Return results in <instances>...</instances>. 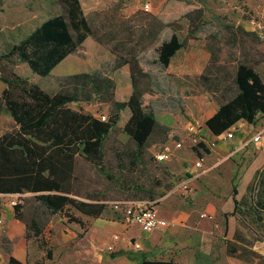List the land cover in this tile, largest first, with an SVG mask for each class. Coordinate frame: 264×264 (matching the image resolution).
Wrapping results in <instances>:
<instances>
[{"label": "rangeland", "instance_id": "rangeland-1", "mask_svg": "<svg viewBox=\"0 0 264 264\" xmlns=\"http://www.w3.org/2000/svg\"><path fill=\"white\" fill-rule=\"evenodd\" d=\"M146 1L150 5L149 11L143 9ZM80 3L90 25L100 34L111 31L116 37L112 41L104 38L103 44L87 37L48 77L33 74L25 64L15 67L19 75L47 93L56 92L59 79L65 75L101 72L115 79L116 97L126 101L132 92L128 67L112 71L115 54L111 47L126 40L127 27L132 30V38L138 40L145 24L140 15L148 12L166 23L177 21L178 34L185 39L189 22L184 15L201 10L200 19L195 21L198 30L187 38L184 48L169 67L157 62L156 48L171 37L172 28L161 30L152 45L145 47L146 38L138 45L139 61L149 75L148 81L143 83L150 90L149 106L159 121L170 126L168 132L155 130L149 139L146 164L140 166L136 174L126 175L127 181L136 178L151 193L112 184L88 163L78 161L76 173L81 190L97 191L106 198V209L101 218L86 220L82 229L69 223L67 218V215L82 218L78 211L70 209L65 212L67 214H51L33 195L23 193L17 196V205L22 207L21 213L29 223L34 219L37 224L35 227L30 225L28 232L11 242L4 240L5 224H0V264H8L9 252L27 264H138L142 258L171 260L179 264H264V226L246 205L240 204L234 209V199L239 202L243 196L255 195L247 191L255 174L258 179L264 177V119H259L256 125L245 124V131L237 130L231 141L214 139L205 121L217 110L216 100L221 94L215 96L204 87L192 89L180 83L186 75L225 71L232 75L238 62L252 65L264 81V28L261 32L256 31L257 36L238 30L243 27L246 32L253 31L249 25L251 18L260 21L264 27V0H80ZM60 13L57 0H0V52L24 38L44 20ZM192 18L197 15L193 14ZM3 87L0 82V94ZM85 107L96 116L107 110V106L95 102ZM128 118L129 112H123L109 138L107 165H115L110 148L119 147L118 141L127 139L123 126ZM191 125L201 130L208 152L200 149L198 155L194 150L195 145L187 137ZM13 127L11 118L0 116V135ZM259 131L262 141L246 142L245 135L250 138ZM177 142L182 144L179 151L171 146ZM165 146L174 152L172 159L158 160L157 155ZM197 161L202 163L201 169L195 167ZM111 173L119 176L117 170ZM185 181L189 185L187 192L179 187ZM233 184L237 189L235 197ZM150 196H154L153 200L148 199ZM130 198L155 207L158 213L166 211V219L171 226H176L157 234L155 243L145 237L136 238L141 234L140 230L126 227L112 207L113 202ZM5 203V199L0 198V218L4 221L7 209L14 215V207L8 208ZM179 214L183 215L180 219L176 218ZM115 222L122 230H115L104 238L97 233L87 234L94 223L102 224L106 229ZM37 229L41 231L38 236ZM236 231L246 238V244L237 240ZM130 234L136 237L128 236ZM115 235L118 240H113ZM136 242L140 243L139 248L134 246ZM235 243L238 248L234 253L232 244Z\"/></svg>", "mask_w": 264, "mask_h": 264}, {"label": "trees", "instance_id": "trees-1", "mask_svg": "<svg viewBox=\"0 0 264 264\" xmlns=\"http://www.w3.org/2000/svg\"><path fill=\"white\" fill-rule=\"evenodd\" d=\"M61 13L44 20L32 32L0 52V82L5 86L0 94V116L11 117L14 127L0 136V194L31 193L33 198L51 214L74 209L89 217H101L106 209V198L97 191L87 193L81 190L76 173L78 161L88 163L101 177L112 184H123L127 190L134 189L151 193L138 183L136 178L126 180V175L136 174L137 169L146 164L145 156L150 147L149 139L156 129L168 132L149 106V91L144 84L149 75L138 57V45L147 39L152 45L166 27L173 33L157 48V62L167 68L172 59L184 48L187 38L198 30L195 21L200 19L201 10L188 12V37L181 39L177 21L163 22L151 13H143L144 31L138 40L132 38V30L125 41L111 47L115 54L112 71L127 66L132 92L126 101L116 97L115 79L101 72H80L68 74L58 81L54 93L43 91L37 84L29 82L15 71L18 64H25L31 72L40 77H48L69 55L73 54L87 37L100 44L104 38L112 41L113 32L99 33L88 22L80 0H57ZM193 14L197 18H192ZM241 32L257 36L255 31ZM146 32V34H145ZM131 42L133 45H131ZM186 78V79H185ZM180 80L182 85L192 89L204 87L206 92L217 96V110L206 121L205 126L213 137L220 136L239 123L256 125L264 119V81L255 68L245 62H238L234 72L220 74L186 75ZM191 95V94H190ZM107 106L106 113L99 117L85 108L90 103ZM74 105V106H73ZM129 118L123 126L125 142L110 149L115 165H107V143L117 128L123 112ZM106 115V116H105ZM105 116V120L100 117ZM237 131H234L236 133ZM208 152L205 144L198 143L194 150ZM112 170L119 171L116 177ZM256 173L247 186L253 197L243 196L238 205H246L264 226V177L258 179ZM233 197L237 195L236 185L232 186ZM77 198H82L80 200ZM154 196L148 197L153 200ZM125 201H139L125 199ZM116 202V201H115ZM21 206L14 207V218L26 225L35 227L36 220L29 223L21 213ZM242 209V208H241ZM242 212L244 213L245 210ZM67 214V213H65ZM69 223L85 228V222L74 215H67ZM41 233L36 230V236ZM237 240L246 244V238L235 232ZM5 241L6 238H4ZM238 246L232 244L235 253ZM8 264H27L14 258L9 252ZM138 264H179L171 260L142 258Z\"/></svg>", "mask_w": 264, "mask_h": 264}, {"label": "built area", "instance_id": "built-area-1", "mask_svg": "<svg viewBox=\"0 0 264 264\" xmlns=\"http://www.w3.org/2000/svg\"><path fill=\"white\" fill-rule=\"evenodd\" d=\"M143 9L145 11H149L150 9V5L149 3L146 1L143 4ZM249 25L250 27L253 29V31H259L261 32L263 30V26L260 23V21H258L255 18H251L249 20ZM102 120H105V116L100 117ZM238 126H236L235 128H232L230 131L214 137V139H219V138H224L226 140H232L234 137V131H237ZM187 137H189V139L191 140V142L193 143V145H197L198 143H203L204 139L202 138V133L201 130H199L198 128H196L195 126L191 125L188 128L187 131ZM246 142H260L262 141V133L258 132L255 135H253L250 138H246ZM214 143V142H213ZM174 146L176 149H180L182 148V144L181 142H177L174 143ZM170 148L168 146L164 147V150L159 153L157 155V159L158 160H167L169 155H170ZM195 167L201 169L203 167L202 163L200 161H197L195 163ZM188 183L187 181L182 182L180 184L179 187H181L183 189L184 192H187L188 190ZM6 204L9 207H15L17 206V196H14V198H9L6 201ZM112 207L114 209V211L120 215L124 221V223L128 226H136L138 227L142 232L144 233H151L153 231L156 230H160V229H165L167 228L170 223L160 217V215L158 214V211L156 210L155 207H149L147 206V204L145 202H141V201H116L112 203ZM0 224H2V219L0 218ZM117 237H115L116 239ZM136 248H139V244H135L134 245ZM109 249H112L111 247H109Z\"/></svg>", "mask_w": 264, "mask_h": 264}, {"label": "crops", "instance_id": "crops-1", "mask_svg": "<svg viewBox=\"0 0 264 264\" xmlns=\"http://www.w3.org/2000/svg\"><path fill=\"white\" fill-rule=\"evenodd\" d=\"M173 60V59H172ZM172 62V61H171ZM4 86V85H3ZM5 87V86H4ZM4 87H3V89H4ZM2 89V90H3ZM2 92V91H1ZM86 108V107H85ZM98 113V112H97ZM2 115H7V114H2ZM94 115L96 116L97 114H95L94 113ZM9 118H11L9 115H7ZM100 115H98L97 117H99ZM12 120V119H11ZM162 124H164L165 126H167V127H170L169 125H167L166 123H164V122H162V121H160ZM238 131H241V132H244L245 131V123H239L238 125ZM259 132H261V131H259ZM2 135V134H1ZM0 135V136H1ZM188 135V134H187ZM252 137V136H251ZM247 138V135H245L244 136V139H246ZM228 141H231V140H228ZM206 143V141H204L203 142V144H205ZM171 146H173V147H175L174 145H171ZM169 147V146H168ZM206 147V146H205ZM170 148V147H169ZM207 148V147H206ZM170 150H171V148H170ZM180 149H176L175 148V151H179ZM173 151H171L170 152V155H169V157H168V159L167 160H171L172 159V155H173ZM23 193H19V194H0V198H4L5 199V201H7L9 198H12V197H14L15 195L16 196H19V195H22ZM25 194H31V193H28V192H25ZM32 195V194H31ZM77 199H80V200H84V199H82V198H77ZM5 206H7L8 208H9V206L5 203ZM80 213V212H79ZM81 214V213H80ZM159 215H160V217H162V218H164V219H166V217H165V215H166V211H162V210H160V213H158ZM82 215V220L84 221V222H86V220H97L98 218H101V217H96V218H93V217H89V216H86V215H83V214H81ZM183 215L182 214H179V217H176V218H178V219H180V217H182ZM3 217H5V221H4V218L2 219V223L3 224H5L4 226H5V231H4V234H5V238H6V240L7 241H12L13 239H15V238H18V237H20V236H22V234L26 231L27 232V229H26V225L23 223V222H21V221H19V220H17V219H15L14 218V215H12V212L10 211V209H7V211H6V216H4L3 215ZM78 217V216H77ZM80 218V217H79ZM167 220V219H166ZM169 223H170V221L169 220H167ZM174 221V220H173ZM180 222V221H179ZM94 225H96V226H94ZM94 225L93 226H91L90 228H89V231H88V235H90V234H93V233H97L98 234V236L100 237V238H104V237H106V236H109V234L110 233H112V232H114L115 230H122V226L120 225V224H118V223H112V224H109V225H107L106 227H109V228H106V229H104L103 227H105V226H102V224H95L94 223ZM125 226L126 227H129L128 225H126L125 224ZM171 223H170V225L167 227V228H165V229H160V230H156V231H153V232H151V233H144V232H142L138 227H136V226H132V227H135V228H137L138 230H140V232H141V234L140 235H138L137 237L136 236H134L133 234H130V235H128V236H133V237H136V238H143V237H145L146 239H150L151 240V242H153L154 241V243L156 242L155 241V239L157 238V234H161V233H164V232H166L168 229H170V228H172V227H175L176 225H172L171 227ZM127 231H129V230H126V232ZM115 237H117L116 239H115ZM98 239V240H102V239ZM119 238H118V236L117 235H115L114 237H113V240H118ZM137 244H139V246H140V243L139 242H136ZM135 243V244H136ZM12 256L14 257V258H16L17 259V257H15L13 254H12ZM18 261H20V262H23V263H25V261H22V260H19V259H17ZM27 263V262H26Z\"/></svg>", "mask_w": 264, "mask_h": 264}]
</instances>
